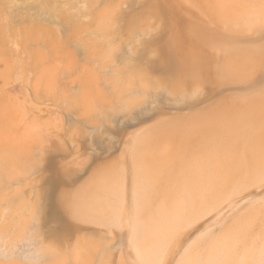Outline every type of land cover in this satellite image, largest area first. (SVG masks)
I'll use <instances>...</instances> for the list:
<instances>
[{
  "label": "rangeland",
  "instance_id": "1",
  "mask_svg": "<svg viewBox=\"0 0 264 264\" xmlns=\"http://www.w3.org/2000/svg\"><path fill=\"white\" fill-rule=\"evenodd\" d=\"M263 128L264 0H0V264L264 262Z\"/></svg>",
  "mask_w": 264,
  "mask_h": 264
},
{
  "label": "bare ground",
  "instance_id": "2",
  "mask_svg": "<svg viewBox=\"0 0 264 264\" xmlns=\"http://www.w3.org/2000/svg\"><path fill=\"white\" fill-rule=\"evenodd\" d=\"M235 127H236V131H235V132L229 131V129L227 128L228 131H229V135H231V136H232L233 138H235V139H238L240 136L247 134V133H248L249 131H251V130L253 131V133L256 134V139H257V141H258V140L260 141V140L263 138V134H262V132H260V133L255 132V129H256V128H252V129H251L249 126H247V125H246L244 122H242V121L239 123V125H235ZM167 128L170 129V130H172V131L178 132V133H179V132H182V133H183L182 135H184V134H186V133L189 132V130H186L185 127L182 129V127L179 126V125H177V124H172V125H171V124H168ZM201 128H202V127H201ZM201 128H199L198 126H196L194 130H195L196 133H199V132L202 133V132L204 131V129H201ZM261 128H262V127H261ZM184 129H185V130H184ZM208 129H209V128H208ZM258 129H259V128H258ZM263 130H264V128H263ZM252 131L250 132L249 135H253ZM230 133H231V134H230ZM251 133H252V134H251ZM263 133H264V132H263ZM251 138H254V139H255L254 136H252ZM256 139L254 140V142L256 141ZM167 141H168V140H167ZM184 141H187V140H174L173 143H174L175 148H176V149L174 148V150H177L178 152H181V153L183 154V152H184L183 150H185V149L187 148V147H186V145H187L186 143H187V142L185 143ZM209 141L211 142L212 140H209ZM214 141H216V140H214ZM223 141H224V140H223ZM231 141H232V140H228L229 143H230ZM233 141H234V140H233ZM245 141L247 142V140H245ZM148 142H149V143H147L148 148H150L149 145H151V147H152V145H155V143L153 144L154 141H150V140H148ZM160 142H161V141H160ZM196 142H197V141H196ZM196 142H194V143H196ZM201 142H203V141H201ZM212 142H213V141H212ZM212 142H211V143H212ZM246 142H245V143H246ZM248 142L251 143V141H248ZM262 142H263V141H262ZM168 143H169V142H168ZM189 143H190V142H189ZM192 143H193V141H192ZM199 143H200V142H199ZM207 143H208V141L205 143V145H206ZM215 143H217V142H215ZM219 143H220L219 146H222L221 144H222L223 142L220 141ZM219 143H217V144H219ZM234 143H235V142H234ZM240 143H242V141H241ZM240 143H239V141H238V144H239V145H240ZM250 143H249V144H250ZM190 144H191V143H190ZM200 144H202V143H200ZM203 144H204V143H203ZM203 144H202V145H203ZM249 144H248V146L252 148V146H250V145H252L253 143L250 144V145H249ZM257 144H258V142H257ZM257 144H256V146H257ZM260 144H262V143H260ZM156 145H157V144H156ZM160 145H161V143H160ZM162 145H165V143L163 144V142H162ZM193 145H194V144H193ZM211 145H213V144H211ZM211 145H208V146H211ZM233 145H235V144H232L231 147H233ZM188 146H189V145H188ZM197 146H199V144L196 145L195 147H197ZM216 146H217V145H216ZM226 146H228V145H226ZM235 146H236V145H235ZM240 146H241V145H240ZM244 146H245V145H244ZM261 146H264V145L262 144ZM161 147H162V146H161ZM211 147H212V146H211ZM228 147H229V146H228ZM238 147H239V146L237 145L236 149H237ZM245 147H246V146H245ZM245 147H242V149H243V148L245 149ZM253 147H254V145H253ZM257 147H258V146H257ZM189 148H190V147H189ZM215 148H216V147H215ZM240 148H241V147H240ZM240 148H238V150H239ZM247 148H248V147H247ZM259 148H260V147H259ZM199 149H200V148H199ZM199 149H198V150H199ZM206 149H207V148H205L204 150H206ZM231 149H232V148H230L229 150H227V149H225V150L228 151V152L230 153V152H231V151H230ZM234 149H235V148H234ZM149 150H151V148H150ZM158 150H159V149H158ZM166 150H168V149H166ZM171 150H172V149H171ZM174 150H173V152H174ZM210 150H212V149H210ZM210 150H209V153H210ZM254 150H255V149H254ZM156 151H157V149H156ZM156 151H155V152H156ZM177 151H176V152H177ZM182 151H183V152H182ZM187 151H188V149H187ZM187 151H185V152H187ZM190 151H191V153H192V149H190ZM190 151H189V152H190ZM200 151H201V150H200ZM240 151H241V150H240ZM243 151L245 152V150H243ZM246 151H248V150H246ZM252 151H253V150H252ZM252 151H251V153L254 152V151H253V152H252ZM256 151H257V149H256ZM152 152H153V151H152ZM160 152H161V151H160ZM162 152H163V150H162ZM162 152H161V153H162ZM176 152H175V153H176ZM196 152H197V151H196ZM201 152H202V151H201ZM175 153H174V154H175ZM191 153H190V154H191ZM194 153H195V149H194ZM205 153H206V152H205ZM207 153H208V152H207ZM213 153L217 154V152H215V151H214ZM224 153H225V152H224ZM224 153H223V154H224ZM229 153H228V154H229ZM234 153H235V152L233 151V154H234ZM240 153H241V152H240ZM246 153H247V152H246ZM151 154H152V153H151ZM151 154H150V156H151ZM157 154H158V155H157ZM157 154H154V153H153V155H152V157H151V159H150V160H151L150 162L154 161L153 163H155V161L158 160L157 157L159 156V153H157ZM164 154H165V153H164ZM169 154H170V153H169ZM172 154H173V153H172ZM174 154H173V157H174ZM184 154H185V153H184ZM187 154H188V152H187ZM187 154H186V155H187ZM195 154H196V153H195ZM223 154H222V155H223ZM233 154H232V155H233ZM237 154H238V153H237ZM243 154H244V153H243ZM160 155H163V154H160ZM175 155H176V154H175ZM188 155H189V154H188ZM208 155H209V154H208ZM210 155H212V154H210ZM218 155H219V154H218ZM229 155H231V154H229ZM240 155H241V154H240ZM246 155H248V154H246ZM249 155H250V154H249ZM178 156L181 158V156H180L179 154H178ZM193 156H194V155H192V157H193ZM213 156H214V154H213ZM215 156H216V155H215ZM237 156H238V155H237ZM161 157H162V156H161ZM188 157L191 158V156H188ZM204 157H205V156H204ZM208 157H209V156H207V158H208ZM220 157H221V156H220ZM223 157H225V155H224ZM242 157H243V156H242ZM245 157H246V156H245ZM166 158H167V157H166ZM166 158H164V159H166ZM169 158H170V157H169ZM177 158H178V157H177ZM195 158L197 159L196 156H195ZM213 158H214V157H213ZM216 158H217V157H216ZM230 158H231V157H230ZM234 158H235V157H234ZM246 158H248V157H246ZM250 158H251V156H250ZM250 158H248V160H249ZM143 159H144V158H143ZM143 159H142V160H143ZM164 159L162 160V158H161V162L164 161ZM208 159H209V158H208ZM218 159H219V158H218ZM146 160H148V159L146 158ZM179 160H180V159H179ZM181 160H182V159H181ZM213 160H214V159H213ZM215 160H216V159H215ZM224 160H225V158H224ZM233 160H235V159H233ZM242 160H243V159H240V161H242ZM246 160H247V159H246ZM252 160H253V159H252ZM176 161L178 162V160H176ZM184 161H187V160L184 159ZM188 161H189V159H188ZM193 161H194V159H193ZM195 161H196V160H195ZM195 161H194V162H195ZM244 161H245V159H244ZM244 161H243V163H244ZM144 162H146V161H144ZM156 162H157V161H156ZM166 162H167V160H166ZM169 162H170V161H169ZM171 162H172V160H171ZM191 162H192V159H191ZM194 162H193V163H194ZM196 162H197V161H196ZM196 162H195V163H196ZM201 162H202V161H201ZM205 162H206V164H207V161H205ZM210 162H212V160H211ZM213 162H214V161H213ZM218 162H220V161H217V163H218ZM234 162H237V160H235ZM238 162H239V161H238ZM249 162H250V161H249ZM147 163H149V161H148ZM164 163H165V162H164ZM183 163H184V162H183ZM185 163H186V162H185ZM187 163H188V162H187ZM195 163H194V164H195ZM220 163H222V162H220ZM223 163H224V162H223ZM223 163L220 164V165H223ZM230 163L232 164V162H230ZM230 163H229V164H230ZM245 163H246V162H245ZM245 163H244V164H245ZM160 164H161V163H160ZM178 164H179V163H178ZM180 164H181V163H180ZM188 164H191V165H192V163H190V162H189ZM196 164H197V163H196ZM203 164H204V163H203ZM213 164H215V162H214ZM237 164H238V163H237ZM247 164H248V163H247ZM155 165H156V164H155ZM158 165H159V164H158ZM158 165H157V166H158ZM166 165H167V164H166ZM174 165H175V164H174ZM176 165H177V164H176ZM184 165H185V164H184ZM186 165H187V164H186ZM204 165H205V164H204ZM217 165H218V164H217ZM220 165H219V166H220ZM224 165H225V163H224ZM224 165H223V166H224ZM227 165H228V164H227ZM233 165H234V164H233ZM169 166H170V168H171V165H169ZM169 166H168V168H169ZM209 166H210V165H209ZM209 166H208V167H209ZM212 166H213V165H212ZM214 166H215V167H218V166H216V164H215ZM236 166H237V165H235V167H234V166H233V167H234L235 169H237ZM153 167H154V166H153ZM182 167H185V166H182ZM196 167H197V165H196ZM208 167H207V168H208ZM229 167L232 168V166H228V168H229ZM178 168H179V167H178ZM185 168H186V167H185ZM187 168H188V167H187ZM202 168H203V166H202ZM213 168H214V167H213ZM222 168H223V167H222ZM222 168H221V169H222ZM150 169H151V168H150ZM156 169H158V168H156ZM181 169H182V168H181ZM183 169H184V168H183ZM189 169H190V165H189ZM196 169H197V168H196ZM196 169H195V170H196ZM208 169H209V168H208ZM208 169H207V170H208ZM224 169H225V166H224ZM224 169H223V170H224ZM232 169H233V168H232ZM232 169H231V170H232ZM163 170H164V169H163ZM167 170H170V169H167ZM178 170H180V169H178ZM184 170H185V169H184ZM184 170H183V171H184ZM186 170H188V169H186ZM186 170H185V171H186ZM193 170H194V169H193ZM204 170H205V169H204ZM212 170H213V169H212ZM215 170H216V168H215ZM223 170L221 171L222 173H224ZM188 171H189V170H188ZM208 171H209V170H208ZM219 171H220V170H219ZM228 171H229V170H228ZM165 172H167V171L165 170ZM165 172H164V175L166 174ZM198 172H199V171H198ZM204 172H205V171H204ZM204 172H203V175H204ZM213 172H214V170H213ZM213 172H209V173H213ZM230 172H231V171H230ZM233 172H236V171H233ZM169 173H170V172H169ZM176 173H177V172H176ZM178 173H180V172H178ZM205 173H206V172H205ZM214 173H215V172H214ZM222 173H221V174H222ZM225 173H226V172H225ZM160 174H161V172H160ZM162 174H163V171H162ZM162 174H161V175H162ZM190 174H192V173H190ZM193 174H194V171H193ZM197 174H198V173H197ZM197 174H196V177L199 176V175H197ZM218 174L220 175V173H218ZM227 174H228V172H227ZM166 175H167V174H166ZM174 175H175V174H174ZM179 175H180L179 178H181V174H179ZM182 175H183V174H182ZM205 175H206V174H205ZM222 175H223V174H222ZM231 175H232V177H233V174H231ZM168 176H169V174H168ZM170 176H171V175H170ZM188 176H190V175L188 174ZM188 176H187V177H188ZM192 176H193V175H192ZM208 176H209V175H208ZM210 176H212V174H211ZM215 176H216V175H214V178H215ZM223 176H224V175H223ZM228 176H229V175H228ZM228 176H226V177H228ZM161 177H163V175H162ZM164 177H165V176H164ZM204 177H205V176H204ZM218 177H219V176H218ZM220 177H221V176H220ZM142 178H143V177H142ZM142 178H141V179H142ZM156 178H157V177H156ZM177 178H178V175H177L176 179H177ZM183 178H184V177H183ZM192 178H193V177H192ZM194 178H195V177H194ZM194 178H193V179H194ZM207 178H208V177H207ZM207 178H206L205 180H207ZM230 178H231V177H230ZM158 179H159V178H158ZM170 179H171V178H170ZM188 179H189V178H188ZM195 179H196V178H195ZM199 179H200V178H199ZM201 179H202V178H201ZM222 179H223V178H222ZM142 180H143V179H142ZM156 180H157V179H156ZM178 180H179V179H178ZM185 180H186V178H185ZM189 180H190V179H189ZM202 180H204V179H202ZM213 180H214V179H213ZM217 180H219V179H217ZM233 180H235V179H233ZM143 181H144V180H143ZM145 181H146V180H145ZM145 181H144V182H145ZM153 181H155V180H153ZM165 181H166V180H165ZM167 181H168V180H167ZM176 181H177V180H176ZM181 181H182V180H181ZM181 181H179V182H181ZM187 181H188V180H187ZM190 181H191V180H190ZM198 181H199V180H198ZM225 181H226V180H225ZM228 181H230L229 178H228V180H227V183H228ZM174 182H175V181H174ZM196 182H197V181H196ZM200 182H201V181H200ZM209 182H210V180L208 181V183H209ZM245 182H246V183H244V182H243V183H244V185L247 186L248 181H245ZM152 183H153V182H152ZM155 183H156V181H155ZM183 183H184V182H183ZM194 183H195V182H193V184H194ZM198 183H199V182H198ZM208 183H206V184H208ZM217 183H218V182H217ZM231 183H233V182H231ZM185 184H187V183H185ZM190 184H191V183H190ZM195 184H197V183H195ZM202 184H204V183H202ZM214 184H215V182H214ZM220 184H222V183H220ZM234 184H235V183H234ZM234 184H233V185H234ZM241 184H242V183H241ZM241 184H239V185L241 186ZM248 184H249V183H248ZM251 184H252V183H251ZM251 184H250V185H251ZM157 185H158V184H157ZM208 185H209V184H208ZM208 185H207V186H208ZM228 185H229V184H228ZM239 185H236V187H238V191L235 190L236 193H238V194H239V192H242V190L239 191V190L241 189V187H242V186L240 187ZM242 185H243V184H242ZM244 185H243V186H244ZM181 186H183V185H181ZM190 186H191V185H190ZM190 186L188 185V186H185V187H187V190H188V188H189ZM219 186H221V185H219ZM252 186H253V184H252ZM179 187H180V186H179ZM179 187H178V188H179ZM185 187H184V188H185ZM201 187H202V185H201ZM205 187H206V186H205ZM211 187H212V186H211ZM214 187H215V186H214ZM223 187H224V186H223ZM239 187H240V189H239ZM145 188H146V187H145ZM173 188L175 189V187H173ZM194 188H195V187H194ZM208 188H209V187H208ZM208 188H207V189H208ZM221 188H222V187H221ZM221 188H220V190H221ZM225 188H226V187H225ZM230 188H232V187H230ZM199 189H200V188H199ZM204 189H205V188H204ZM209 189H210V188H209ZM209 189H208V190H209ZM211 189H212V188H211ZM236 189H237V188H236ZM244 189H247V188L245 187ZM195 190H196V189H195ZM214 190H215V188H214ZM217 190H219V189H217ZM185 191H186V188H185ZM185 191H184V192H185ZM189 191H190V189H189ZM205 191H206V189H205ZM226 191H227V190H226ZM229 191H230V190H229ZM140 192H141V191H140ZM179 192H181L180 189H179ZM186 192L188 193V191H186ZM186 192H185V193H186ZM206 192H207V191H206ZM232 192H233V189H231V193H232ZM138 193H139V192H137V194H138ZM153 193H154V192H153ZM182 193H183V191H182ZM185 193H184V194H185ZM187 193H186V194H187ZM198 193H199V192H198ZM224 193H225V192H224ZM227 193H228V192H227ZM195 194H197V193L195 192ZM208 194H211V193H208ZM222 194H223V193H222ZM232 194H233V193H232ZM138 195H139V194H138ZM143 195H144V194H143ZM219 195H220V194H219ZM224 195H225V194H224ZM234 195H235V194H234ZM246 195H247V194H246ZM248 195H249V194H248ZM248 195H247V198H249ZM141 196H142V195H141ZM183 196H185V195H183ZM186 196H187V195H186ZM186 196L183 197V200H184V198H186ZM191 196H192V195H191ZM205 196H206V194H205ZM210 196H211V195H210ZM188 197H190V196H188ZM197 197H198V196H197ZM208 197H209V196H208ZM208 197H206V198L208 199ZM220 197H221V196H220ZM233 197H234V196H233ZM233 197H232V198H233ZM237 197H239V196H237ZM252 197H253V196H252ZM252 197H250V198H251V202H252V200H253ZM136 198H137V197H136ZM210 198H211V197H210ZM223 198H224V197H223ZM243 198H244V197H243ZM175 199H176V198H175ZM235 199H236V198H235ZM245 199H246V198H245ZM254 199H255V198H254ZM139 200L141 201V199H139ZM142 200H143V199H142ZM183 200H182V201H183ZM201 200H202V199H201ZM223 200H224V199H223ZM236 200L238 201V200H240V199H236ZM241 200H244V199H242V197H241ZM248 200H249V199H248ZM182 201H181V202H182ZM198 201H200V200H198ZM202 201H204V200H202ZM216 201H219V200L216 199ZM237 201H234V202H237ZM253 201H254V200H253ZM142 202H143V201H142ZM179 202H180V201H179ZM185 202H187V201H185ZM222 202H223V201H222ZM225 202H226V201H225ZM245 202L247 203V206H245V207H248V202H247V201H245ZM249 202H250V201H249ZM254 202H255V201H254ZM254 202H252V204H253ZM135 203H136V202H135ZM177 203H178V202H177ZM200 203H202V202H200ZM207 203H208V202H207ZM215 203H216V202H215ZM231 203H233V202H231ZM238 203H239V202H238ZM246 203H243V204H246ZM79 204H80V203H79ZM143 204H144V203H143ZM173 204H174V203H173ZM178 204H179V203H178ZM180 204H181V203H180ZM187 204H188V203H187ZM187 204H186V205H187ZM202 204H203V203H202ZM218 204H219V203H218ZM223 204H224V203H223ZM239 204H241V203H239ZM99 205H100V204H99ZM135 205H136V204H135ZM140 205H141V204H140ZM140 205H139V206H140ZM167 205H168V204H167ZM183 205H184V204H183ZM183 205H180V206H183ZM235 205H237V203H236ZM250 205H251V203H250ZM94 206H95V205H94ZM174 206H175V205H174ZM203 206L205 207V206H207V204H206V205H203ZM203 206H202V207H203ZM218 206H219V205H218ZM232 206H233V204H232ZM85 207H86V206H85ZM92 207H93V206H92ZM170 207H171V206H170ZM199 207H200V206H199ZM222 207H223V206H222ZM229 207H230V206H229ZM234 207H235V206H234ZM99 208H100V207H99ZM112 208H113V207H112ZM136 208H138V206H137ZM136 208H135V209H136ZM139 208H141V207H139ZM161 208H162V207H161ZM216 208H217V206H216ZM235 208H236V207H235ZM237 208H238V206H237ZM240 208H243V206H242V207L239 206L238 209L240 210ZM93 209H94V208H93ZM117 209H118V208H117ZM164 209H165V207H164ZM167 209H168V208H167ZM176 209H177V208H176ZM189 209H191V208H189ZM227 209H228V208H227ZM238 209H237V210H238ZM95 210H96V209H95ZM101 210H103V209H101ZM155 210H156V209H155ZM161 210H162V209H161ZM161 210H160V212H161ZM178 210H179V209H178ZM197 210H201V209H197ZM205 210H206V209H205ZM205 210H203V211H205ZM214 210H215V209H214ZM229 210H231V209H229ZM237 210L235 209V211H237ZM97 211H98V210H97ZM136 211H137L138 214H139L140 211H138V210H136ZM136 211H135V212H136ZM153 211H154V210H153ZM157 211H158V210H157ZM166 211H168V210H166ZM186 211H187V210H186ZM186 211H185V212H186ZM195 211H196V209H195ZM195 211H194V212H195ZM203 211H201V212H199V213H202ZM91 212H92V211H91ZM93 212H94V211H93ZM99 212L102 213L101 211H99ZM116 212H121V211L116 210ZM116 212H115V213H116ZM141 212H142V211H141ZM169 212H171V211H169ZM178 212H179V211H178ZM183 212H184V211H183ZM194 212H193V213H194ZM206 212H207V211H206ZM227 212H228V211H227ZM84 213H86V212H84ZM163 213H164V212H163ZM166 213H167V212H166ZM196 213H197V212H196ZM209 213H210V212H209ZM212 213H213V212H212ZM230 213H231V212H230ZM237 213H238V211H237ZM118 214H119V213H118ZM151 214H152V213H151ZM197 214H198V213H197ZM203 214H204V213H203ZM221 214H222V212H221ZM225 214H226V213H225ZM114 215H115V214H114ZM121 215H122V214H121ZM141 215H142V214H141ZM153 215H155V214H153ZM164 215H165V213H164ZM164 215H162V216L164 217ZM201 215H202V214H200V216H199L200 218L202 217ZM206 215H207V213H206ZM208 215H209V214H208ZM216 215H217V214H216ZM223 215H224V214H223ZM223 215H222V216H223ZM136 216H137V213H136ZM136 216H135V217H136ZM149 216H150V215H149ZM155 216H156V215H155ZM169 216H170V215H169ZM193 216H194V217H197V216L194 215V214H193ZM193 216H192V217H193ZM203 216H204V215H203ZM214 216H215V215H214ZM227 216H228V215H227ZM233 216H234V215H233ZM233 216H232V217H233ZM99 217H100V216H99ZM102 217H103V216H102ZM115 217H116V216H115ZM118 217H120V216H118ZM118 217H117V218H118ZM139 217H140V215H139ZM139 217H138V218H139ZM150 217H151V216H150ZM163 217H162V218H163ZM183 217H184V215H183ZM192 217H190V218H192ZM204 217H205V216H204ZM204 217L201 218V219L199 218L198 220H202V219H203V221H207V220H205ZM207 217H211V218H212V216H207ZM145 218H146V217H145ZM179 218H180V217H178V220H179ZM188 218H189V217H188ZM213 218H214V217H213ZM224 218L227 219L226 217H224ZM98 219H99V218H97V221H98ZM105 219H106V218H105ZM141 219L143 220L144 218H141ZM146 219H148V218H146ZM146 219H145V220H146ZM152 219H153V218H152ZM164 219H167V218H164ZM168 219H169V218H168ZM183 219H184V218H183ZM186 219H187V216H186ZM192 219H193V218H192ZM194 219H195V218H194ZM129 220H130V219H129ZM145 220H144V221H145ZM155 220H156V218H155ZM161 220H162V219H161ZM208 220H211V219L208 218ZM217 220H219V219H217ZM223 220H224V219H223ZM238 220H239V219H238ZM100 221H102V220H100ZM110 221H111V220H110ZM120 221H121V218H120ZM139 221H140V220H139ZM139 221H137V222H139ZM151 221H152V220H150V222H151ZM164 221H165V220H164ZM175 221H177V220H175ZM194 221H196V220H194ZM214 221H215V220H214ZM220 221H221V220H220ZM126 222H127V221H126ZM134 222H135V221H134ZM140 222H141V221H140ZM142 222H143V221H142ZM186 222H187V220H186ZM189 222H191V221H189ZM192 222H193V221H192ZM192 222H191V223H192ZM212 222H213V221H212ZM212 222H211V223H212ZM216 222H217V221H215V223H216ZM224 222H225V221H224ZM247 222H248V221H247ZM100 223H101V222H100ZM105 223H106V220H105ZM110 223H112V221H111ZM135 223H136V222H135ZM167 223H168V221H167ZM175 223H176V222H175ZM177 223H178V222H177ZM177 223H176V224H177ZM191 223H189L188 228L186 227L187 229H189V227H191V225H192ZM200 223H201V222H200ZM204 223H205V222H204ZM204 223H203V224H204ZM206 223H207V222H206ZM206 223H205V224H206ZM208 223H209V222H208ZM238 223H239V222H238ZM240 223H241V221H240ZM242 223H243V222H242ZM245 223H246V222H245ZM251 223H252V221H251ZM107 224H109V223H107ZM112 224H113V223H112ZM132 224H133V223H132ZM149 224H150V223H149ZM151 224H152V223H151ZM162 224H165V222L162 223ZM190 224H191V225H190ZM225 224H226V222H225ZM243 224H244V223H243ZM127 225H128V224H127ZM138 225H140V223H139ZM158 225H159V224H158ZM165 225H166V224H165ZM174 225H175V224H174ZM194 225H195V224H194ZM197 225H198V224H197ZM209 225H210V223L208 224V226H209ZM214 225H215V224H214ZM218 225H221V223L218 224ZM223 225H224V224H223ZM223 225H221L220 228H222ZM235 225H236V223H235ZM235 225H232V227L235 228V227H236ZM239 225H240V224H238V227H240ZM249 225H250V224H249ZM150 226H151V225H150ZM150 226H148L147 228L149 229ZM161 226H162V225H161ZM180 226H181V225H180ZM186 226H187V225H186ZM199 226H200V225H199ZM211 226H213V224H212ZM230 226H231V225H230ZM151 227H152V226H151ZM156 227H157V226H156ZM162 227H163V226H162ZM182 227H183V226H182ZM202 227H203V225H202ZM204 227H205V226H204ZM204 227H203V228H204ZM232 227H231V228H232ZM238 227H236V229H237ZM242 227H243V226H242ZM242 227H240L241 229H239V228H238V229H239V230H242ZM245 227H247V226H245ZM138 228H139V227H137V230H138ZM170 228H171V227H170ZM206 228H207V227H206ZM206 228H204V229H206ZM208 228H209V227H208ZM208 228H207V229H208ZM210 228H211V227H210ZM210 228H209V229H210ZM247 228H248V227H247ZM249 228H250V227H249ZM148 229H147V230H148ZM173 229H174V228H173ZM196 229H197V227H196ZM110 230H111V229H110ZM110 230H109V231H110ZM135 230H136V228H135ZM150 230H152V229H150ZM184 230H185V229H184ZM191 230H194V229H191ZM191 230H190V231H191ZM198 230H199V229H197V231H198ZM229 230H230V228H229ZM233 230H235V229H233ZM133 231H134V229H133V226H132V232H133ZM144 231H145V230H144ZM154 231H156V230H154ZM161 231H162V230H160V232H161ZM165 231H166V230H165ZM200 231H201V230H200ZM202 231H203V229H202ZM209 231L212 232L211 230H209ZM215 231H216V230H214V232H215ZM217 231H218V230H217ZM220 231H221V230H220ZM230 231H232V230H230ZM237 231H238V230H237ZM237 231H234V232L237 233ZM242 231H243V230H242ZM242 231H241V232H242ZM141 232H142V231H141ZM150 232H151V231H149V233H150ZM172 232H173V230H172ZM187 232L189 233V231H187ZM195 232H196V231H195ZM207 232H208V231H207ZM241 232H240V235H238L239 237L241 236ZM243 232H244V231H243ZM135 233H136V232H135ZM138 233H140V231H139ZM158 233H159V232H158ZM188 233H187V234H188ZM191 233H193V231H191ZM196 233H197V232H196ZM196 233H195V235H197ZM199 233H200V232H199ZM199 233H198V234H199ZM236 233H234V235H233L234 237H236V235H235ZM145 234H146V233H145ZM145 234H144V235H145ZM147 234H148V233H147ZM165 234H166V233H165ZM211 234H212V233H211ZM227 234H228V233H227ZM232 234H233V233H232ZM238 234H239V233H238ZM246 234H247V232L244 233V236H245ZM110 235H112V234L110 233ZM139 235H140V234H139ZM139 235H138V236H139ZM152 235H153V234H152ZM173 235H174V234H173ZM183 235H184V234H183ZM192 235H193V234H192ZM213 235H214V233H213L211 236H213ZM228 235H230V233H229ZM140 236H141V235H140ZM140 236H139V237H140ZM155 236H157V234H155ZM160 236H161V235H160ZM165 236H166V235H165ZM170 236H171V235H170ZM222 236H223V235H222ZM139 237H137V238L135 237V239L137 240V239H139ZM163 237H164V236H163ZM172 237H173V236H172ZM183 237H185V236H183ZM213 237H214V236H213ZM219 237H220V236H219ZM230 237H232V235H230ZM169 238H170V237H169ZM187 238H189V236H188ZM190 238H191V236H190ZM192 238H193V237H192ZM196 238H197V237H196ZM225 238H229V236L226 237V235H225ZM243 238H244V237H243ZM243 238H242V239H243ZM140 239H141V238H140ZM171 239H172V238H171ZM199 239H200V238H199ZM230 239H231V238H229V241H230ZM237 239H238V237L235 239V240H236V243H237ZM239 239H241V238H239ZM242 239H241V240H242ZM163 240H164V239H163ZM174 240H175V238H174ZM187 240H188V239H187ZM191 240H192V239H191ZM195 240H196V239H195ZM195 240H194V241H195ZM222 240H223V239H222ZM235 240H234V238H233V239H232L233 242L231 241V243L233 244V243L235 242ZM241 240H240V241H241ZM243 240H244V239H243ZM144 241H146V240H144ZM152 241H153V240H152ZM161 241H162V240H161ZM180 241H182V240H181V237H180L179 242H180ZM183 241H184V238H183ZM225 241H226V240H225ZM227 241H228V240H227ZM227 241H226V242H227ZM229 241H228V242H229ZM245 241H246V240H245ZM138 242H139V241L137 240V241H136V244H137V245H138ZM140 242H141V241H140ZM158 242H159V241H158ZM173 242H174V241H173ZM184 242H185V241H184ZM184 242H182V243L184 244ZM214 242H215V241H214ZM220 242H221V241H220ZM222 242H223V241H222ZM228 242H227V243H228ZM145 243H146V242H145ZM155 243H156V241H155ZM161 243H162V242H161ZM165 243H166V242H165ZM241 243H242V242H241ZM151 244H152V243H151ZM221 244H222V243H221ZM157 245H158V244H156V246H157ZM159 245H161V244H159ZM179 245H181V244L179 243ZM184 245H185V244H184ZM216 245H217V244H216ZM219 245H220V244H219ZM233 245H236V244L234 243ZM238 245H239V244L237 243V246H238ZM243 245H244V244H243ZM262 245H263V244H262ZM132 246H133V245H132ZM134 246H135V245H134ZM138 246H139V245H138ZM223 246H224L225 248L227 247L226 244H224ZM229 246H231V244H229ZM263 246H264V245H263ZM157 247H158V246H157ZM157 247H156V248H157ZM163 247H164V246H163ZM163 247H162V248H163ZM165 247H166V245H165ZM180 247H181V246H180ZM180 247H179V248H180ZM182 247H184V246H182ZM188 247H189V246H188ZM219 247H220V246H219ZM224 247H221V248L223 249ZM135 248H136V247H135ZM160 248H161V246L159 247L158 250H160ZM162 248H161V249H162ZM176 248H177V247H176ZM228 248H229V247H228ZM231 248H232V247H231ZM233 248H234V247H233ZM142 249H143V248H142ZM173 249H174V247H173ZM180 249H181V248H180ZM182 249H183V248H182ZM204 249H205V247L203 248V250H204ZM222 249L220 250V248H219L218 252L221 251V252H224V254H225L227 248H226V250H225V249L222 250ZM237 249H238V248H237ZM178 250H179V249H178ZM184 250H185V248H184ZM232 250H233V249H232ZM137 251H138V250H137ZM156 251H157V250H156ZM156 251H155V252H156ZM161 251H163V250H161ZM172 251H173V250H172ZM175 251H176V250H175ZM186 251H188V248H187ZM200 251H202V250H200ZM237 251H238V250H237ZM150 252H151V250L149 251V253H150ZM180 252H181V250H180ZM180 252H179V253H180ZM203 252H205V250H204ZM203 252H202V253H203ZM221 252H219V253H220V256H221V257H219V258H221V260H223V259H222V256L225 257V255L228 254V251L226 252L225 255H224L223 253H221ZM172 253H173V252H172ZM172 253H171V254H172ZM202 253H201V257L203 256ZM232 253H235V252L233 251ZM236 253H237V252H236ZM244 253H245V252H244ZM244 253H243V255H244ZM137 254H138V253H137ZM169 254H170V253H169ZM169 254H168V255H169ZM190 254H191V253H190ZM217 254H218V253H217ZM230 254H231V253H230ZM204 255H205V254H204ZM210 255H211V254H210ZM215 255H216V254H215ZM218 255H219V254H218ZM218 255H217V256H218ZM235 255H236V254H235ZM238 255H240V254H238ZM238 255H237V256H238ZM245 255H246V254H245ZM245 255H244V257H245ZM153 256H154V255H153ZM226 256H227V255H226ZM233 256H234V255H232L231 258H233ZM248 256H250V255H248ZM261 256H263V255H261ZM158 257H159V256H158ZM158 257H156V258H158ZM203 257H204V256H203ZM208 257H209V256H208ZM227 257H229V256H227ZM234 257H235V256H234ZM239 257H242V255L239 256ZM246 257H247V256H246ZM252 257H253V256H252ZM254 257H255V256H254ZM254 257H253V258H254ZM263 257H264V256H263ZM149 258H150V257H149ZM174 258H175V256H174ZM178 258H180V257L178 256ZM229 258H230V257H229ZM255 258H256V257H255ZM144 259H145V257H144ZM144 259H143V260H144ZM201 259H203V258H201ZM215 259H217V258H215ZM234 259H237V257H236V258H233V259H229V260H234ZM240 259H241V258H240ZM149 260H150V259H149ZM178 260H180V259H178ZM193 260H194V259H193ZM217 260L220 261V259H217ZM226 260H228V259H226ZM242 260H243V259H242ZM250 260H251V259H250ZM257 260H258V259H257ZM261 260H263L262 257H261ZM16 261H17V260H16ZM141 261H142V260H141ZM144 261H145V260H144ZM166 261L168 262L167 259H166ZM190 261H191V260H190ZM202 261H203V260H202ZM234 261H235V260H234ZM244 261H246V260L244 259ZM169 262H170V261H169ZM172 262H173V261H172ZM184 262H185V260H184ZM200 262H201V261H200ZM200 262H199V264H200ZM215 262H216V261H215ZM215 262H214V263H215ZM225 262H226V261H225ZM238 262H239V261H238ZM252 262H253V260H252ZM259 262H260V261H259ZM161 263H162V262H161ZM191 263H192V262H191ZM217 263H218V262H217ZM222 263H224V262H222ZM228 263H229V261H228ZM231 263H232V262H231ZM253 263L255 264V262H253ZM262 263H264V262L261 261V263H257V264H262ZM147 264H148V263H147ZM151 264H152V262H151ZM165 264H167V263H165ZM212 264H213V263H212ZM226 264H227V263H226ZM233 264H234V263H233ZM237 264H238V263H237ZM243 264H244V263H243Z\"/></svg>",
  "mask_w": 264,
  "mask_h": 264
}]
</instances>
